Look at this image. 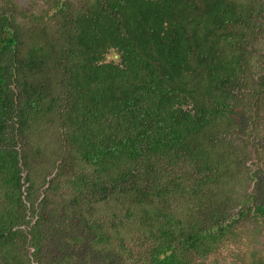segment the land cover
Returning a JSON list of instances; mask_svg holds the SVG:
<instances>
[{
  "label": "trees",
  "instance_id": "16d2710c",
  "mask_svg": "<svg viewBox=\"0 0 264 264\" xmlns=\"http://www.w3.org/2000/svg\"><path fill=\"white\" fill-rule=\"evenodd\" d=\"M2 1L0 264H49L71 219L81 264H207L248 212L264 222L248 190L264 0ZM48 124L61 146L40 194L30 151ZM68 243L60 262L79 264Z\"/></svg>",
  "mask_w": 264,
  "mask_h": 264
},
{
  "label": "rangeland",
  "instance_id": "374dc122",
  "mask_svg": "<svg viewBox=\"0 0 264 264\" xmlns=\"http://www.w3.org/2000/svg\"><path fill=\"white\" fill-rule=\"evenodd\" d=\"M12 2L20 5L24 9L28 11L39 12L43 8L46 7L45 0H11ZM3 1L0 0V3ZM257 47L261 50L259 57L260 67H254V71L262 72L264 71V44L263 42L258 44ZM109 60H119V56L115 54V52H111L108 55ZM262 133L261 135H263ZM36 138V136H34ZM260 138V137H258ZM61 136L59 134V128L53 127L48 124L47 129L45 128L42 133L41 139H35L36 143L31 147V159H32V176L36 178V186L40 187L43 184V180L46 177L47 183L45 187L49 186V180L52 177H55L57 174V169L54 170V162L57 157L58 149L60 148V140ZM264 141V140H263ZM257 139L254 141L251 147H257L259 153L252 148L253 153L250 157V169L255 173V176L250 181L248 190L250 193L254 194L255 201L257 203L264 202V142ZM258 143V145L256 144ZM263 145V146H260ZM38 148H40V152H37ZM257 172V173H256ZM58 182L61 181L59 188L54 191L48 192V198L50 199L49 206L53 207L55 203H57L61 198H63V178H58ZM56 185V184H54ZM45 187H40L39 193L41 194ZM239 210V208H237ZM236 209V210H237ZM75 221V219H71ZM70 220V221H71ZM66 221L68 227L63 224L60 226L61 229H64L62 232L58 233L59 236L54 238L50 236V240H47L45 244V254L47 256L49 264H67L65 262H60V252L57 254V250H59L65 243L69 242L70 250L68 252L72 253V248L76 252L77 257L75 262L77 261L81 264V259L84 258L83 255L86 252V247H84L81 243H76L73 240L74 235L69 236V233L72 231V223ZM262 222V223H261ZM237 235L238 237H232L231 239H226L223 246L220 248L217 254L213 255L207 264H248L251 260V255L253 252H258L257 255H253L254 258L258 257V260L263 259L264 255L259 256L260 254H264V222L257 216L256 218L252 215V213L248 212L244 217L240 219L237 223ZM78 231H75L77 234ZM59 238V239H58ZM58 239V240H57ZM56 242V243H55ZM60 243V246L57 245ZM68 243V244H69ZM64 252V251H61ZM60 262V263H59ZM74 264V263H72Z\"/></svg>",
  "mask_w": 264,
  "mask_h": 264
}]
</instances>
